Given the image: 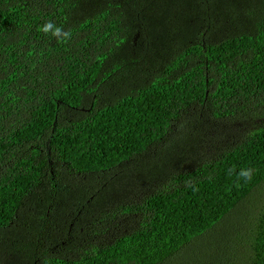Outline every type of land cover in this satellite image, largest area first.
<instances>
[{"label":"trees","instance_id":"1","mask_svg":"<svg viewBox=\"0 0 264 264\" xmlns=\"http://www.w3.org/2000/svg\"><path fill=\"white\" fill-rule=\"evenodd\" d=\"M0 264H264V0H0Z\"/></svg>","mask_w":264,"mask_h":264},{"label":"clouds","instance_id":"2","mask_svg":"<svg viewBox=\"0 0 264 264\" xmlns=\"http://www.w3.org/2000/svg\"><path fill=\"white\" fill-rule=\"evenodd\" d=\"M46 30H47V28H45V31H46ZM257 120H258V119H256V120H252L251 117H250L249 115H247V116H243V117H242L241 119H239L238 121L241 122V123H243V124H245V125H250L251 123H253V122L257 121ZM51 163H52V162L49 161V164H51ZM240 175L247 177V176H248V172H244V171H242V172L240 173ZM59 212H61L62 214L67 215V213H66L65 211H59ZM54 213H57V212H54Z\"/></svg>","mask_w":264,"mask_h":264}]
</instances>
